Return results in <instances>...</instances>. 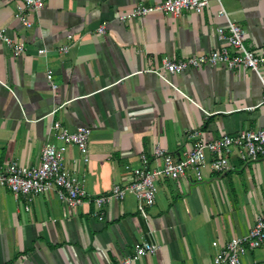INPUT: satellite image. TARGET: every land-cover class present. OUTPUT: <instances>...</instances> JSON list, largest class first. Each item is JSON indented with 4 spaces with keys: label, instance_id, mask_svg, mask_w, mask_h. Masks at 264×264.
<instances>
[{
    "label": "crops",
    "instance_id": "1",
    "mask_svg": "<svg viewBox=\"0 0 264 264\" xmlns=\"http://www.w3.org/2000/svg\"><path fill=\"white\" fill-rule=\"evenodd\" d=\"M163 1L50 0L28 13L26 28L16 20L24 0H0V27L27 46L16 56L0 41V170L13 162L39 166L46 143L61 146L54 122L70 132L85 126L89 161L69 146L66 166L91 197H100L129 182L130 168L158 145L183 158L199 139L264 128V71L202 67L165 72L167 81L154 72L166 58L228 48L218 39L228 23L216 0L201 15L120 21L136 7ZM223 6L246 31L247 47L261 50L264 0H223ZM230 165L216 173L208 161L201 177L192 171L158 181L156 202L145 212L135 195L114 200L103 221L94 203L72 211L55 192L16 198L2 189L0 264H120L142 241L160 249L133 264H214L218 252L254 226L264 200V159L241 161L235 154ZM247 256L242 264H264V246Z\"/></svg>",
    "mask_w": 264,
    "mask_h": 264
},
{
    "label": "built area",
    "instance_id": "2",
    "mask_svg": "<svg viewBox=\"0 0 264 264\" xmlns=\"http://www.w3.org/2000/svg\"><path fill=\"white\" fill-rule=\"evenodd\" d=\"M50 0H24L19 7L16 20L24 27L32 26L28 13H39ZM219 4V16L226 18L228 30L219 28L218 39L228 43V48L212 51L207 55L193 56L181 61L163 60L162 68L154 71L160 78L167 81L164 73L182 74L202 67L225 68L227 70L251 71L259 76L264 71V47L259 51L250 50L246 45V31L236 25L229 17L223 6V0H216ZM210 0H165L152 6L136 7L131 13L120 17L121 22L144 19L152 14H161L179 18L186 12L201 15L209 6ZM98 33H106L103 25ZM72 39V37H69ZM0 41L10 48L14 55L22 56L27 51L26 43L7 36V29L0 27ZM70 46L61 49L67 53ZM43 53V52H41ZM44 53H46L44 51ZM48 80L52 82L53 74L48 73ZM56 111L53 112L55 114ZM52 132L61 146L46 143L43 148L42 162L37 167H26L13 162L0 170V191L9 190L14 197H38L55 192L58 199L72 211L86 204L94 203L95 216L99 220L105 219V209L112 201H124L128 195H135L140 204V210L152 208L158 193V181H178L185 176L191 177L193 171L201 177L203 167L211 162L213 172L221 173L228 170L230 159L236 154L241 161L264 159V128L256 131L245 130L235 135L224 136L212 142L199 139L197 144L187 151L183 158L174 157L166 148L158 145L151 154H141L138 168H130L132 177L129 182L116 184L112 192L100 197H91L82 181L66 166V151L69 146L77 147L85 162L90 157L91 129L80 126L75 132H70L60 122H54ZM264 246V200L254 226L242 237L233 238L226 248L218 252L214 264H242V258ZM160 246L149 241H142L135 245L134 254L126 256L120 264H133L134 261L157 253Z\"/></svg>",
    "mask_w": 264,
    "mask_h": 264
},
{
    "label": "rangeland",
    "instance_id": "3",
    "mask_svg": "<svg viewBox=\"0 0 264 264\" xmlns=\"http://www.w3.org/2000/svg\"><path fill=\"white\" fill-rule=\"evenodd\" d=\"M260 206H261V205H260ZM239 208H240V207H239ZM259 250H260V249H259ZM257 251H258V250H256L255 252H257ZM245 257H249V256H245ZM245 257H243L242 260H243Z\"/></svg>",
    "mask_w": 264,
    "mask_h": 264
}]
</instances>
